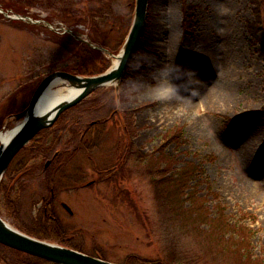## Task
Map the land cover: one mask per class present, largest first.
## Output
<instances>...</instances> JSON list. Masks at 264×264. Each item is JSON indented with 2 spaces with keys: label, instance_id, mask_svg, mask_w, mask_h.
Here are the masks:
<instances>
[{
  "label": "rangeland",
  "instance_id": "obj_1",
  "mask_svg": "<svg viewBox=\"0 0 264 264\" xmlns=\"http://www.w3.org/2000/svg\"><path fill=\"white\" fill-rule=\"evenodd\" d=\"M136 3L0 0V145L1 135L22 123L15 115L27 108L46 76L77 67L75 75L84 76V68L94 73L106 66L103 58L108 68L98 74L113 67ZM257 15L256 37L251 26ZM225 22L232 23V32ZM72 34L80 36V44L71 43ZM202 47L210 58L200 57ZM231 47L238 52L241 77L228 78L233 86L228 106H211L196 91L197 82L188 81L195 75L189 68L211 84L231 65ZM67 84L53 89L68 93ZM63 115L62 131L39 136L34 145L46 149L58 135L55 150L67 153L66 178L72 182L78 171L85 175L78 184L89 187L55 192L69 239L82 243L85 252L118 264H242L244 257L243 264H264V0H150L143 36L119 91L105 86ZM175 129L178 141L163 146L172 168L162 163L155 170L150 154L159 156L157 147ZM34 156L31 163L44 162L43 153ZM191 165L201 169L191 182L192 209L174 218L166 199H157L150 173L166 179L173 168ZM3 183L21 200L24 220L38 214L42 179L28 180L23 190L8 177ZM0 211L14 224L3 194ZM0 264L11 263L0 257Z\"/></svg>",
  "mask_w": 264,
  "mask_h": 264
},
{
  "label": "water",
  "instance_id": "obj_2",
  "mask_svg": "<svg viewBox=\"0 0 264 264\" xmlns=\"http://www.w3.org/2000/svg\"><path fill=\"white\" fill-rule=\"evenodd\" d=\"M149 1L137 0L133 26L121 53L117 56L119 62L116 66H113L102 74L94 76H82L66 71H56L41 81L27 108L15 115L18 120H23V122L9 141L7 143L2 141L0 145V183L17 154L30 144L42 130L52 127L63 112L80 104L97 89L115 85L116 90H119V84L143 36L148 17ZM106 52L110 53L108 50ZM60 82L68 83L70 91L74 94L54 103L44 112H39L37 106L43 96ZM64 206L70 210L67 205ZM0 244L56 264H116L100 257L75 252L57 243L41 240L22 233L12 227L1 215Z\"/></svg>",
  "mask_w": 264,
  "mask_h": 264
},
{
  "label": "trees",
  "instance_id": "obj_3",
  "mask_svg": "<svg viewBox=\"0 0 264 264\" xmlns=\"http://www.w3.org/2000/svg\"><path fill=\"white\" fill-rule=\"evenodd\" d=\"M96 1V0H94ZM258 20L256 21V23L252 24L251 26V30L253 32V34L257 37V32L258 30L256 29V26L259 24L260 19H259V15H257V17L255 19ZM67 38L71 41V43L77 42L80 44L81 41L76 40L77 38H75L74 36L68 35ZM110 50V49H109ZM105 63L106 66H104V69H101L99 71H96L94 73L91 72H87V68H84L82 71V73L80 74H84V75H93V74H98L101 73L102 71H104L105 69H107V64H106V60L103 58L102 59V63ZM81 66V65H80ZM80 68V67H79ZM79 68H75V70L68 68V71L71 70V72H76L79 70ZM112 96V94H111ZM127 113V121L126 123V127L128 129V131L130 132L131 129L133 128V119L130 118V113L129 111L124 112ZM65 115L61 116L59 118V120L56 122V124L50 128V129H45L43 130L39 136L42 135H50L53 132H59L62 131L64 124H65ZM179 129H175L173 131L168 132L164 138V143L157 147L156 150H158L159 152V156H154L153 154L151 155L152 161L156 163L157 165V169H160V166L162 163H166V165H168L170 168H172L171 164L173 163L174 160H172V158L169 156V154L167 153L166 156L164 155L165 153H163L164 149L163 146H165L166 144L169 143H174L178 141V133H179ZM58 135H56V141L53 143L52 146H48L46 147V149H43V144L39 143L38 146L34 145L35 143H32L31 145L25 147L20 154L16 157V159L14 160V162L12 163L9 171L7 172V177L10 180V184L16 185L17 182H15L18 179H20L18 182H20V188L21 190H23L24 188H26V185L28 182V180H31V176L32 173H34L37 168H38V164H33L30 163L33 161L34 159V155H36L37 153H43L45 156L48 154H51L52 152L55 151L57 142H58ZM46 139V138H45ZM56 152V151H55ZM76 152V151H74ZM25 154H27L26 156H24ZM67 153H65V151L61 152L59 154V156H57L54 160L55 165H61L64 164L65 165V161H66V156ZM161 155V156H160ZM20 156L24 157V162L19 164V160H20ZM33 156V157H32ZM76 156H74L75 158ZM32 158L29 162H26V159H30ZM171 161V162H170ZM79 163V161H78ZM76 165V163L74 164ZM54 166V165H53ZM52 167V166H51ZM49 169L48 172H46V178L50 181H47L46 184L44 183L45 186V191L42 195L46 196V198L48 199V202H52V194L55 193L58 190H62L64 188L63 186V179L60 177H55L54 175V171L52 170L53 168ZM174 172L168 176L169 178H161V176L157 175L156 173H150L151 176V181L154 183V186L157 188L156 189V197L158 200H160L161 196L163 199H166V204H165V208L167 209L168 213L173 212L172 215H174V218H177L175 215V212L177 213V216H184L187 215L190 211V209H192V201L194 199V191L193 188H191V182L197 178V176L201 175V169H199V167H196L195 165H191L189 167L185 166L183 167L181 170H177L174 169ZM25 171V172H24ZM154 171V170H153ZM200 171V172H199ZM163 171L160 170V174L163 175ZM21 174V176H19ZM19 176V177H18ZM24 178H26L24 180ZM61 179V180H60ZM78 186V182L76 184H74L72 186L73 189H75ZM5 188L4 184L0 185V192ZM6 189V188H5ZM12 192V189L10 190V193ZM11 195V194H8ZM11 199V196L9 197ZM12 200V199H11ZM16 203V209L13 210V214L15 215H19L22 212V208H21V200L20 199H16L15 201ZM53 206V205H52ZM163 208V207H162ZM171 210V211H170ZM53 215H59L57 210L54 208H48L47 210H42L39 211L37 215L32 216L33 218L28 220H25V222L22 220H19V228L23 229L25 232H28L30 235L42 238V239H48V240H52V241H59L61 243H64L65 245L68 244V242L70 241V239L65 240L68 237V232H70L68 230V228L65 227V225L56 223L55 221H52V219H49V217ZM171 215V217H172ZM169 216V215H168ZM21 217V216H20ZM40 217V220H39ZM222 220L225 219L223 216L221 218ZM48 222V223H45ZM197 227V226H196ZM193 228V227H192ZM0 257H2V259H4V261L6 263H11V264H53L52 262H49L47 260H44L42 258H38L35 256H32L30 254H26L24 252H20L17 250H14L12 248H8L6 246H3L0 244ZM247 257V256H246ZM243 259L241 258V263L243 264V262H245ZM143 264H148V262H144ZM247 264H253L252 262L247 263Z\"/></svg>",
  "mask_w": 264,
  "mask_h": 264
},
{
  "label": "bare ground",
  "instance_id": "obj_4",
  "mask_svg": "<svg viewBox=\"0 0 264 264\" xmlns=\"http://www.w3.org/2000/svg\"><path fill=\"white\" fill-rule=\"evenodd\" d=\"M168 23H170L171 26L174 24V18H173V16H171L169 18ZM224 26L226 27V29L228 30L229 33L232 32V30H233L232 23L225 22V25ZM198 52L200 54V57L201 56L202 57H206V58H210L211 57L210 56L211 53L209 54V52L206 51V49H204L203 47L200 48L198 50ZM227 56H228V59L227 60L231 62V65L229 67L226 66L225 72H223V74L220 77L214 79V81L211 84H208L207 82L205 83L204 82L205 80L204 79H201L202 78V75L196 73V69L194 67L193 68H189V71L190 72H193L195 75L192 74L191 77H188V81H190V84H192L194 81L197 82L196 83V86L198 87V89H196V91L197 92H200L201 93L200 96H202V100H206L207 101L206 103L209 104V105H211V106H213V105L216 106L217 104L228 106L232 102V97H231V95H229V92H230L229 91V88L231 89V88H233V86L230 83V81H229L228 78L229 77H237V78H239V77H241V74H242L239 71V61H238L239 60V57H238V52H236L235 49L233 47H231L230 50L228 51ZM197 58L198 57H195L194 56V61H197ZM118 62H119L118 59L115 60L113 66H116L118 64ZM73 94L74 93L71 92L70 90L68 91V93H66V92H63L62 90H55V89L51 88L50 90L47 91V93L45 94V96H43V98L39 102V104L37 106V110L39 112H44L46 109H48L49 107H51L54 103H57L60 100H63L65 98H67V97H70ZM171 97H172V99L174 98V96L172 94H171ZM177 100H178V98H177ZM175 102H176V100H172V103L171 104H175ZM20 125H21V123L17 127H15L13 130H11V131H9L7 133H3L1 135L2 141L5 142V143H7L9 141V139L11 138V136L14 134V132L17 130V128ZM237 148L238 149H241V150H245V148H243V146H238ZM60 153L61 152L59 150V151H56V152H52L51 154H48L46 156L44 155V157H43L44 158V162L41 163V164L40 163H36V164H38V168H37V170L34 173H32L31 181L32 180L35 181V180H41L42 179V182L44 181V183L46 184L47 181H50V180H48L46 178V172L49 171V169H50L51 166H52L51 168H53L52 170L54 171V174H55L54 176L55 177L57 176V177H60V178L63 179V186H64V188L62 189V191L72 190L73 189L72 186L74 184H76L77 182L79 183L80 180H83L84 177H85V175L82 176L83 173H81L79 171L77 173V177L72 182L68 178H66V176L63 173L64 172V164H61V165H57L56 166L55 165V162H54L55 158L57 156H59ZM34 158H35V156H34ZM81 176H82V178H81ZM25 179L26 178H24V180ZM64 179H67L69 181L64 182ZM19 180L20 179H17V182ZM79 187H89V185L82 184V186H81L80 184H78V186L76 188H79ZM5 190H6V192L4 193ZM0 194H3L5 196L6 203H7V206L9 208V213L14 218V221H15L14 224H12L10 221H8L5 218L2 215L1 211H0V215L12 227H14L16 229L18 228L19 231H21L22 233H25V234L28 235L29 234L28 232H25L23 229L19 228V226H18L19 220H21V221L23 220L25 222V220L22 218V213L23 212H21L19 215L13 214V210L16 209V203H15L16 199H13L11 197V199H12L11 200L9 198L11 196V195H8V194H11L10 193V190H7V189L4 188L0 192ZM57 196H58L57 194L53 193L52 194V202H48V199L46 198V196L41 195L40 198H39V201L41 202L42 208L40 206V208L38 209V211H40V209L41 210H47L50 207L53 208V206L56 209L57 208L56 202H57V199L59 198L60 195L58 196V198H57ZM59 205L62 206V207H64V205H67V204L61 202V203H59ZM49 219H52V221H55L56 223L65 225V223L63 222V219H62V217L60 215H56V216L51 215L49 217ZM39 220H40V217H39ZM45 223H48V222H45ZM67 234L70 235V233H67ZM70 237H72V236L70 235ZM68 239H69V236L65 240H68ZM56 242L59 245L64 246V247H67V248H69V249H71L72 251H75V252H81V253H84V254H87V255H92V256H95V257H98V255H99L98 252H96L95 254H89V253L85 252L84 251V248L85 247H83L82 243L78 242L77 240H75L73 238H72V240L70 239V241L68 242L67 245H65L64 243H61L59 241H56ZM3 246H5V245H3ZM102 259H104V258L102 257ZM104 260H106V259H104ZM53 264H56V263H53ZM116 264H118V263H116Z\"/></svg>",
  "mask_w": 264,
  "mask_h": 264
}]
</instances>
